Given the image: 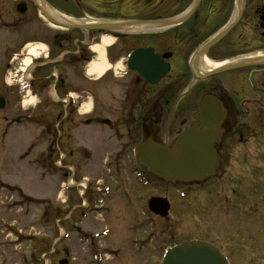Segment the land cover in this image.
<instances>
[{
  "label": "flooded vegetation",
  "instance_id": "obj_1",
  "mask_svg": "<svg viewBox=\"0 0 264 264\" xmlns=\"http://www.w3.org/2000/svg\"><path fill=\"white\" fill-rule=\"evenodd\" d=\"M0 1L4 2L0 27L28 25L36 30L40 37L21 45L46 42L47 54L41 60H47L45 65L51 63L48 33L38 31V25L33 23L38 17V0ZM41 1L69 17L110 26L102 32L63 30L52 33L50 39L59 49L64 47L61 54H72L55 64L62 65L64 58V66L71 67L78 62L86 66L94 57L91 46L101 42L102 36L111 38L105 56L118 69L115 78L126 82L123 125L134 154L135 147L150 136L170 144L194 125L202 97L213 96L221 101L225 136L217 148L218 169L203 184L172 188L173 204L181 205L174 211L173 228L189 232V238L184 240L213 244L230 264L235 260L255 264L264 255L259 250L257 234L248 226L254 217L251 214L256 215L259 203H264V0ZM76 58L79 61H74ZM139 65L146 76L137 71ZM52 71L53 67L44 79L52 82L44 87L52 86L59 102L47 110L54 108L56 119H66L63 100L71 84L65 77L52 80ZM58 72L63 76L62 66ZM106 75L84 81L100 83ZM54 129V125L50 126L46 138L49 156L60 150V138L62 141V135ZM69 157H73L72 151ZM139 167L140 173L150 177ZM167 198L170 210L168 216L159 219L160 238L168 236L172 201ZM188 214L192 219L187 218ZM189 219L192 224L183 225ZM252 223L249 224L254 228Z\"/></svg>",
  "mask_w": 264,
  "mask_h": 264
},
{
  "label": "rangeland",
  "instance_id": "obj_2",
  "mask_svg": "<svg viewBox=\"0 0 264 264\" xmlns=\"http://www.w3.org/2000/svg\"><path fill=\"white\" fill-rule=\"evenodd\" d=\"M3 3L0 1V9ZM33 23L38 25V31L48 33L51 60L62 59L64 47L59 49L50 39L52 33L62 30H52L39 17ZM72 34L77 37V33ZM38 37L40 34L28 25L0 27V97L5 102L0 109V264H58L63 258L67 264H158L162 249L183 242L189 232L174 231V211L181 205L173 204L172 188L157 181L138 180L141 168L123 125L127 105L125 80L115 78L112 69L104 81L87 84L82 77L85 66L78 62L69 71L64 65L72 54L64 56L66 60L63 58L62 65H57L62 66L60 77L71 78L70 88L79 94V101H84V109L79 114L68 109L66 119H56L54 108H45L54 103L48 101L45 92L36 91L41 83L38 79L46 77L54 65L34 61V68L28 71L30 77L37 79L30 85L32 90L23 87L22 74L9 81L18 62L26 60L17 54L43 42L21 43ZM91 56L92 61H97L96 54ZM75 74L80 80L73 82L70 75ZM50 81L45 80L42 88ZM55 106L61 111L59 105ZM90 117L91 123L85 124ZM102 119L110 124L100 123ZM53 125L64 135L59 141L60 150L49 156L46 138ZM59 152L64 154L63 159ZM69 164L75 165L76 182L68 191L61 183L71 178ZM82 176L88 180L86 190L80 187ZM154 195H168L172 201L166 237L160 238V220L147 210L146 203ZM84 202L88 203L86 209ZM253 215L248 226L257 234L259 250L264 251V203H259V211ZM81 235L91 236L92 244L78 237ZM96 251L100 253L99 260L97 256L93 259ZM234 263L241 264L239 260ZM255 264H264V255Z\"/></svg>",
  "mask_w": 264,
  "mask_h": 264
},
{
  "label": "water",
  "instance_id": "obj_3",
  "mask_svg": "<svg viewBox=\"0 0 264 264\" xmlns=\"http://www.w3.org/2000/svg\"><path fill=\"white\" fill-rule=\"evenodd\" d=\"M35 4L41 14L56 26L80 30L110 29L108 24L70 23L52 16L36 1ZM137 71L145 75L140 65ZM147 81L156 82L155 79ZM4 106V99L0 97V109ZM199 107V112L194 115V125L172 143H162L150 136L138 144L135 152L138 162L156 179L172 186L179 183L198 184L216 173L218 169L216 148L221 145L225 136L222 126L225 119L224 107L221 101L213 96L202 97ZM149 208L156 214L165 216L169 204L164 198H151ZM161 264H228V262L211 245L184 242L169 249Z\"/></svg>",
  "mask_w": 264,
  "mask_h": 264
},
{
  "label": "bare ground",
  "instance_id": "obj_4",
  "mask_svg": "<svg viewBox=\"0 0 264 264\" xmlns=\"http://www.w3.org/2000/svg\"><path fill=\"white\" fill-rule=\"evenodd\" d=\"M46 11L51 12L50 14L63 19V15L59 14L58 12H56L54 9H52L51 7H49L46 3H43L42 5ZM67 21H69L70 23H79L80 20L74 19L72 17H67ZM50 27L52 28H57L56 26L51 25ZM111 43V38L109 36H103L101 39V42L98 44H94L91 49L93 52H95L97 54V61H92L87 65L86 68V73L88 75H96L97 77L103 75V73H105V71L107 70V68L109 67L108 63L106 62L105 58L103 57V52H104V47L106 45H109ZM37 49L35 47L30 48L28 50L29 55L30 56H35L37 57L39 55V53L36 51ZM30 58L27 57V59L25 60V66H27L30 63Z\"/></svg>",
  "mask_w": 264,
  "mask_h": 264
}]
</instances>
